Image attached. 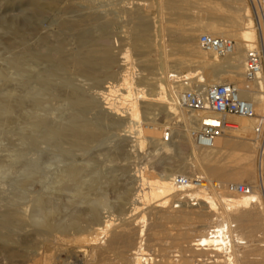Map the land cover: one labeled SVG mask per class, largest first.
Instances as JSON below:
<instances>
[{"label":"bare ground","instance_id":"obj_1","mask_svg":"<svg viewBox=\"0 0 264 264\" xmlns=\"http://www.w3.org/2000/svg\"><path fill=\"white\" fill-rule=\"evenodd\" d=\"M98 1L29 0V15L26 18L23 16L19 21L16 19L17 39L14 38L17 43H14L18 49L15 48L17 52L13 63L16 72L9 76H15L14 84L9 88L6 86L8 91H17V98L14 102L5 101L0 112L6 115L17 110L20 118L31 130L28 135L32 139L34 136L46 139L52 145L59 143V146H78L83 141L100 139L103 134L100 119L104 118L109 128L123 132L118 133V137L126 140L130 152L138 154L142 151L147 143L146 138L154 143L156 151L150 158L146 157L148 160L143 169L136 170L134 183L137 186L131 187L130 191L126 187L128 185L123 186L120 201L116 200L118 204H115L118 214L115 215L110 210L103 192L99 191L90 199L92 207L88 220L86 219L89 221L87 228L82 225L86 213L74 211L70 214L68 212L69 215H63L64 217L57 216L58 205L53 204V195L56 197V192L67 191V181L75 182L80 177L76 176L77 166L72 172V167L69 168L64 160L59 161L62 164L59 168L50 172L51 177L49 173L46 175L50 182H47L48 185L44 184V189L28 190L29 193L25 195L28 196L30 205L19 206L17 199L22 193L19 190L14 188L17 192L8 193V189L0 190V202L5 200L0 206V219H4L3 222L7 225L15 223L11 233L0 234V253H7L8 264H29L30 260L25 257L35 259L37 263L45 255V251L60 250L59 242L65 240L69 230L75 229L78 232L76 231L77 234L72 239L73 245L69 252L77 260L85 251L80 245L82 240L95 246L104 243L101 242V237H106L111 248L119 246L127 237H133L136 245L131 249L128 264H156L157 260L146 248V233L143 228L147 212L153 211L158 215L157 219L165 223L187 224L185 233H182L184 238L180 234L185 242L175 244L172 236L173 240L169 237L172 244L157 243L159 247L154 252L165 251L162 260L164 264H264V240L250 239V234H245L253 231L254 222L259 229L264 230V199L257 190L240 194L219 189L214 184L217 182L223 187L227 182L245 181L255 184L257 181V147L252 140L260 136L264 123V81L250 82L245 78L244 72L248 51L256 47L261 37L264 38L263 0H250L252 5L247 0H196L200 4L197 10H193V0H158L161 11L166 10L170 15L163 17L158 25H152L150 20L144 18V11L150 7L149 0H123L122 10L129 16V19L126 18V32L131 49H123L126 43L123 45L125 39L122 36V39L119 40L118 36L117 40L112 41V33L101 19L100 8L103 4L99 5ZM201 12L205 16H200ZM200 32L233 39L236 43L235 51L230 55L217 56L212 51L202 49L198 44ZM167 34L175 36L174 39L165 40ZM156 45L163 52L152 56L151 50ZM166 46L170 47L169 51L164 50ZM2 70L3 67L0 68L1 76ZM147 70L149 71L146 73ZM67 72L68 75L71 72L73 77H64L57 81L61 73L66 75ZM78 77L90 82H74ZM183 77L190 79L193 85H201L203 88L218 83H234L243 98L254 102L255 115L248 118L228 117L213 148L197 147L192 131L199 127L206 112L179 106L177 98L187 89ZM36 91H55L54 96L65 95L66 99H73L83 111L85 108L93 111L99 108V111H96L97 114L95 113L96 116L91 121L82 118L83 116V120H78L75 116L51 118L47 114L43 115L42 109V114L36 111L38 103L33 98ZM39 94L40 92L37 93ZM69 99L68 101L71 100ZM76 105L74 107H78ZM78 109L70 114H76ZM81 114L83 115L80 112L79 116ZM161 118L166 119L171 126L169 128L172 136L169 141H164L166 123L161 124ZM161 133L163 137L160 136ZM234 135L237 138L232 137ZM119 149L122 150L118 147V152ZM152 158L156 160L152 161ZM10 161L12 162L11 159ZM21 162L24 164V161ZM11 165L10 162L4 164L6 168ZM34 166L25 168L27 172L30 170L28 173L32 177L37 172V169L32 171ZM79 167L82 169L83 164ZM13 172L12 170L11 174ZM177 174L187 177L201 175L212 182L210 188L198 193L199 205L182 209L170 207L176 202L177 188L172 179ZM40 176L38 175L39 178ZM41 178L44 179L42 176ZM46 179L44 183L49 181ZM16 181L14 182L20 185V180ZM20 183L27 184L26 180ZM192 188L189 186L186 189ZM78 193L81 197L85 194ZM1 194L7 195L2 197ZM103 209L106 211L102 212ZM140 223L143 225L137 230L131 227ZM30 226L34 228L30 229ZM211 230L214 231L212 235ZM158 231L153 234H158ZM166 236L171 234L166 233ZM178 237L177 240L180 239ZM54 243L57 246H53ZM255 248L262 250V254L255 258L257 261L250 262L254 259L250 251ZM177 251L180 252L179 259H175L176 254L173 253ZM167 253H171V256H167ZM56 261L55 264H65L63 259Z\"/></svg>","mask_w":264,"mask_h":264},{"label":"rangeland","instance_id":"obj_2","mask_svg":"<svg viewBox=\"0 0 264 264\" xmlns=\"http://www.w3.org/2000/svg\"><path fill=\"white\" fill-rule=\"evenodd\" d=\"M110 1L109 0L108 1L107 0H101V1L99 0L98 1L99 5L103 4L101 6V8H100L101 9V19L103 20V24L107 25L109 31L112 33V41H115V39L117 40L118 36H120L118 38L119 40L122 39V38L125 39V41L123 40L124 41L123 45H125V43H126V45L124 46L125 48L123 47V49H126V48H130L131 49L132 45L130 44V40L129 39L127 40L128 33L126 32V30H127V28H126L127 24L126 23L128 21L127 19H129V16L127 15V13L125 11L122 10L123 0H110ZM193 1H194L193 5H192V7L194 6L193 10L194 9L197 10V7L200 4L196 3V0H193ZM247 2L250 5H252L250 0H247ZM28 3H29V0H0V66H1L0 68L2 69V67H3V69H4V70H2V72H3L2 76L0 75V110H1L2 104H4L5 101L14 102L16 100V98H17V91H13V92L12 91H8L7 88H9L10 86H12L14 84L13 78L15 76L13 78L9 77V76H12L16 72L15 64H13L14 60H15V54L17 52L16 49H18V48H16L18 46H16V44L14 43V42H16L15 38L17 39L15 30H17V26H18L17 24H18V21L20 20V18H22L23 16H25V18H26V16H28L29 13H30V10H29L30 9L29 8V4L30 3L29 4ZM149 3H150V7L151 8L147 7L143 14L145 16L144 17L145 20H150L152 22V25H154V24L158 25L160 20L163 17L170 16V15H168V13H166L168 11H166V10L161 11V9L158 7L159 6L158 5V0H149ZM164 13H166L167 15L164 14ZM200 16H205V15L202 14V12H201ZM16 19L18 21H16ZM14 32H15V34H14ZM200 33H202V32H200ZM167 35L165 36V38H166L165 40H167V41H170L171 39H174V37H175V36L170 35V34H167ZM121 36H122V38H121ZM13 39H14V41H13ZM157 41H156V43H157ZM120 44L122 45L121 42H120ZM166 47H167V49H166ZM166 47H165L164 50L169 51L170 47H168V46H166ZM159 48L160 47H158V45L153 46V48L151 50L152 51L151 55L154 56L156 54H159V52L160 53L163 52L162 51L163 49L161 50V48L160 49ZM117 49L118 48H116V51H117ZM14 50H16V51H14ZM156 50H157L158 53L155 52ZM176 51L177 50H175V52ZM10 60H11V62H10ZM138 67H140V66H138ZM148 71L149 70H147L145 72L147 73ZM64 74L61 73L59 75V77H57V81H60L61 78H64V77H73L71 75V72H69L70 76L68 75V72H67L66 75H64ZM3 76H5L6 78L3 77ZM7 76H8V78H7ZM9 78H11V79L9 80ZM78 78L79 79L76 78L74 80V82L79 80L80 83L82 84L83 83L82 81H84V80L81 77H78ZM84 82L88 83L90 81L89 80H85ZM6 86H8V87L6 88ZM2 87H3V89H2ZM4 88L6 89V91H4L5 90ZM32 92H34V91H32ZM39 92H40L41 95L40 94L37 95V93H39ZM51 92H53V94ZM54 92L55 91H43V92L42 91H36L35 92L36 95L38 96V97L36 95H34L35 97L33 96V98L36 99L35 101H37L36 103H38L36 105L37 106L36 107V111L37 112L39 111V113L42 114V110H43V112H44L43 115L47 114L46 116H49L51 118L56 117V116L57 117H61V116L62 117H64V116L72 117V116H75V118H78V120H81L82 118H84L86 120L88 119V120L91 121L92 119L95 118L94 116H96V114H97L96 111H99V108H97L94 111L85 108V110L83 111L82 108H79V106L75 104L76 102L73 99L70 98L71 99L70 100L69 97H68V99L70 100V101H68V99H66L65 95L64 96L61 95V96H57L56 97V96H54ZM53 97H54V99H53ZM28 101H29V99H28ZM40 101L41 102L43 101V102L41 103ZM71 102L74 103V106L76 105L78 107H74ZM70 103H71V106L69 105ZM37 108L40 109V110H38ZM76 108L77 109L79 108L80 110L78 109L79 112H76V114H74L75 111L77 110ZM81 109H82V111H81ZM17 112L18 111L15 110L14 113L13 112L11 114L10 113H6V115H5V113L0 112V190L8 189L7 193L19 190L18 192H22L20 194L18 193L19 196H20V198L17 199L18 200L17 203H19V206L20 207H25L26 205H30V202H28V199H27L28 196L25 195V194L29 193L28 190L29 189H31V190H34V189L35 190H40L41 188L44 189L43 188L44 184H47V182H50L49 178L46 179V175L49 173L48 175H50V177H51L50 172H54L57 168H59V166L62 165L61 163H59V161L60 160H64L68 167L69 166L72 167L71 168L72 172L74 171V167L77 166L75 168V169H77L76 171L78 172V173H76V176L79 175L80 177H77V179L79 178V180H77L75 182L74 181H70V182L67 181V184H66L67 191H65L64 193L63 192H56L55 193L56 197L53 195V200H54L53 204L54 205H58L57 216H60V217H64L63 215H65V216L69 215L70 213H72L74 211H78L80 213L83 212V214L86 213V215L83 216L85 222L82 223V225H84V228H87L88 225H89V223H88L89 221L87 222V220H88L87 218H88L89 213H90V208L92 207L90 199L94 198L99 193V191L103 192L106 195V199H108L107 200L109 202L108 207L110 206L109 207L110 210L113 211L115 215L118 214L119 212H118V208H117L116 205L118 204V201H120L119 200L120 193L124 191V187L123 186L128 185L126 187H127V189H129V191L131 190V187L133 188V187L137 186V183H134L135 182V174H137L136 170L137 169H143V167L145 165L144 163L148 160V158L151 157V154L155 153V151H156L155 147H154V143L149 141V138H146V142L147 143L144 146L142 151H139L138 154L130 152L129 151L130 146H129V144L127 145V142H125L126 140H120L119 137H118L119 134L123 133V132L118 131V130H114L112 128H109L110 126L108 127L107 120L104 119V118L100 119V124H101L102 130H103V134L101 135L100 139L94 140V141H89V142L88 141H83L80 144H78V146H73L72 144H62V145H60L62 147H60L58 145L59 143L57 145H52V144H50L49 141H47L46 139H43V138H37L36 136H34L35 138L33 137V139H32L31 138L32 136L30 137V135H28V133L31 131L29 129V126H27L23 122L22 118H20V115H18L19 112L18 113ZM61 112H62V114H61ZM71 112H74V113H72V115H71L70 114ZM80 112L83 113V115L81 114L79 116ZM156 112H158V111H156ZM77 114H78V116H77ZM93 114H95V115H93ZM158 116H160V114ZM72 120H74V118H72ZM75 120H77V119H75ZM104 122L106 124H104ZM159 122L161 124L166 123V126L164 128L165 132H167L169 130V127H171L170 124L167 123V120L164 119V118L159 119ZM4 123H5V125H4ZM6 124H9V125L7 126ZM121 128H123V126H121ZM25 129H27V130H25ZM110 129H112V130H110ZM22 130H23L24 133L22 132ZM262 130H264V123H263ZM162 135H163V133H161L160 136L163 137ZM259 135L260 136H257V139L252 140L254 142L255 147H257L256 159H257V155H258V147H259V145L261 143V140L263 138V135H261V134H259ZM117 137H118V139H117ZM232 137L237 138L236 135H234ZM26 138L28 139V141H26L27 140ZM22 140H23V142H22ZM24 140H25V142H24ZM36 140H37V142H36ZM164 141H165V139H164ZM118 147L122 148V150L119 149V152L117 150ZM70 148H71V150H70ZM14 149L16 150V152H14L15 151ZM73 149H75V151ZM44 151H45V153H44ZM147 156H148V158H146ZM10 159L12 160V162L10 161ZM46 159H48V160H46ZM21 160L24 161V164H22L23 162H21ZM151 160L154 161V160H156V158H152ZM9 162L12 163V165L9 166L8 168H6V166H4V164L9 163ZM25 162H27V163H25ZM81 164H83L82 169H81V167H79V165H81ZM84 164H85V166H84ZM33 165H35L37 168H35V166H34L32 171L37 169L36 170L37 172L34 171L36 173V175L34 174V176L32 177V176H30L31 174L29 175L30 170H28L29 173L27 171H25V170L27 169L26 167H28V166L30 167V166H33ZM6 169H7V171H6ZM12 170L14 172L11 174ZM155 170L157 172L159 171V169H157V168H155ZM135 171H136V173H135ZM72 172H71V174H72ZM38 175H41L42 177H44V179L49 180V181H46V183H44L45 180L42 179L41 176L39 178ZM35 178L37 180L38 179L39 180L37 181ZM16 180L17 181L18 180H20V181L26 180L27 184L24 185V183H23V185H22L20 183V181H18V183L20 185H17L14 182ZM238 182H245V181H238ZM229 183H232V182H229ZM224 184H228V182L224 183ZM15 185H17V186H15ZM4 186H5V188H2ZM31 186H32V188H31ZM14 188L16 190H14ZM17 188H19V189H17ZM125 190H126V188H125ZM78 191L80 193L81 192L85 193L84 196L81 197V195H79ZM132 191H131V193H133ZM1 195H3V194H1ZM4 195L2 197H5L7 194L5 196ZM116 200H118V201H116ZM19 201H21V202H19ZM2 202L5 203V200H2ZM2 202H0V206H1ZM262 206H263V209H262L263 211L262 212L264 214V201H263ZM65 209H67V210H65ZM104 211H106V210L103 209L102 212H104ZM249 211H251V210H249ZM68 212H69V214H68ZM58 213H60V214H58ZM0 218H2V217L0 216ZM157 218H158V215L153 213V211H150V212L148 211L147 212L146 222L144 223V226H143V228L145 229V233H146V236L144 238H145L147 250H149L152 253V255L155 257V259L157 260V262H155V263L158 264V260L160 259L161 262L159 260V263L160 264H164V263H162V260L164 259L163 257L165 255L164 254L165 251L162 252V250L161 251L159 250L160 251V253H159V251L156 250V252H154V249L159 247V244H157V243L164 244V242H165V243H168V244H172V240H173L172 236L175 239L173 241L175 244H176V242H178V243L179 242L180 243L185 242L184 241L185 239H182V237L184 238L183 234L185 233L184 231L187 229L186 228L187 224L185 225V224H181V223H177V222L165 223L163 221L158 220ZM3 221H4V219H0V227H1L0 228V234L6 233V232L7 233H11V230L14 229V224L15 223L12 222L11 223L12 225H10V223H8V225H7ZM254 223H256V222H254ZM254 223L252 225V227H253L252 230L253 231H248L245 234L246 235L250 234L249 235L250 239L254 238V239L264 240V235L262 236L264 230L262 228L259 229L258 226H257V223L256 224H254ZM140 224L137 225V226L131 225V227H135L136 230H137V229H139L140 226L143 225V224H141V225ZM31 228H34V226H30V229ZM156 229L160 231V232L158 231L160 234L159 233L156 234V235L153 234L154 232H157ZM9 230H10V232H9ZM168 230H169V232H168ZM76 231L78 232V230H75V229L69 230V232H68V234H66L67 236H66V238L64 240L66 243L64 241L63 242H59L61 244L60 250L58 249V250L54 251V249H53V250H50V251H45L44 252L45 255L42 258L38 259L37 263H36V260L32 259L31 257H29V258L25 257V259H29L30 260L29 264H42V263L43 264L44 263L53 264L54 261H55L54 262V264H55L57 262L56 260H58V259H60V260L63 259L65 264H69V263L70 264H96V263L97 264H128V262L130 261L128 259L130 257L131 249L135 248V245H136L135 241H133V239H132L133 237H127L128 240L126 239L124 242H122V243H124V245L122 243H120L119 246L118 245L115 246V247H118V248H115V247H111L110 248L109 245H108V240L109 239L106 238V237H104V238L101 237V242L103 241L105 244L104 243H101V244L98 243L95 246L90 244V243H88V242H86V241H84V240H82V242L80 241V245L82 246L81 248L83 250H85V251L82 253V255L77 260L69 252V249L73 245L72 239H73L74 235L77 234ZM166 233L168 235L171 234V236H166ZM176 234L179 237H180V234H182L181 235L182 237H180L181 240L179 239L180 241L176 239V237H177ZM164 237H166V238H164ZM246 237L248 238V236H246ZM163 239H165V240H163ZM54 244H53V246H57L56 243H54ZM153 244L154 245L157 244V246H154ZM105 246H107V247H105ZM94 247H96V249ZM177 247H179V246H177ZM177 247H175V248L177 249ZM103 248H104V250H103ZM106 248H108V249H106ZM172 249H174V248H172ZM259 250L260 249L255 248V249L250 251L251 252V256L254 258L253 260L250 259L251 260L250 262L257 261L255 258H257L258 256H260L262 254V250H260V251ZM97 251H99V252H97ZM122 253L125 256H123ZM126 253H127V255H126ZM171 253L170 254L167 253V256L168 255L171 256ZM173 253L174 254H176V253L179 254L180 252L177 251V252H173ZM6 254L7 253L4 252V251H1V253H0V258L2 256V258H1L2 264H4V263L8 264L7 263L8 260L6 259ZM46 254H47V257H46ZM118 254H120V255H118ZM49 255L51 257L50 259H49ZM67 255H68V257H67ZM90 255H92L91 256L92 259L90 258ZM55 256L58 257V258L56 259ZM111 257H113V258H111ZM173 258L174 257H170V259H173ZM114 259H115V261H113ZM118 259H120V260H118ZM175 259H179V257H175ZM96 261H98V262H96ZM193 264H198V263L196 262V263H193Z\"/></svg>","mask_w":264,"mask_h":264},{"label":"built area","instance_id":"obj_3","mask_svg":"<svg viewBox=\"0 0 264 264\" xmlns=\"http://www.w3.org/2000/svg\"><path fill=\"white\" fill-rule=\"evenodd\" d=\"M198 44L202 49L212 51L217 56H225L235 51L236 43L228 37H217L201 33L198 37ZM244 74L250 82L264 81L263 37L259 39L255 48L248 51ZM183 82L187 89L177 98L179 106L193 111L206 112L200 120L199 127L192 131L194 143L199 148L209 149L215 146L216 138L221 133L228 117L248 118L255 115L254 102L243 98L234 83H218L203 88L201 85H193L191 80L185 79V77H183ZM261 135H263V138L258 147L256 159V183L232 182L224 184L222 187L219 183L214 182L217 188L240 194H249L257 190L264 199V130H261ZM171 136L172 133L169 128L164 136L165 141H169ZM172 181L177 188L176 202L170 205L174 209L199 205L200 195L198 193L210 188L212 184L201 175L187 177L177 174ZM189 186L193 188L186 189ZM213 232L211 230L210 235ZM152 257L155 258L153 255ZM176 257H179L178 253H176Z\"/></svg>","mask_w":264,"mask_h":264}]
</instances>
